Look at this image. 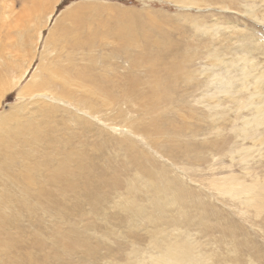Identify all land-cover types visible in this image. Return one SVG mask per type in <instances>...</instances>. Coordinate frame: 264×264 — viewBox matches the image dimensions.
Returning <instances> with one entry per match:
<instances>
[{"label":"rangeland","instance_id":"rangeland-1","mask_svg":"<svg viewBox=\"0 0 264 264\" xmlns=\"http://www.w3.org/2000/svg\"><path fill=\"white\" fill-rule=\"evenodd\" d=\"M207 1L192 8L176 0H0L7 88L0 118L12 130L25 123L42 129L14 139L13 163L0 149V264H158L176 246L188 252L179 258L187 264H264V141L237 134L253 110L237 111L215 93L218 67L210 66L216 51L228 60L243 43L264 67V22L234 10L242 0L226 2L230 9ZM211 24L217 35L202 28ZM65 40L82 48L69 55L72 67L93 75L89 84L97 81L99 92L90 97L106 95V106L99 100L82 109L74 102L89 94L68 86L67 101L48 90L28 95L30 83L50 76L49 64L73 69L63 62L71 51ZM123 40L130 43L124 49ZM175 56L181 74L173 100H158L149 70L162 76ZM248 90L235 97L244 100ZM243 148L250 153L242 156ZM20 172L35 183L23 184ZM235 185L255 189L225 193Z\"/></svg>","mask_w":264,"mask_h":264},{"label":"bare ground","instance_id":"bare-ground-1","mask_svg":"<svg viewBox=\"0 0 264 264\" xmlns=\"http://www.w3.org/2000/svg\"><path fill=\"white\" fill-rule=\"evenodd\" d=\"M228 1L229 0H221L220 1V4H221L220 8L230 9L228 7V4H227ZM237 1L238 0H236V2ZM242 1L245 2V3L239 4L238 7H237L238 9H234V10H236V11H238L240 13H243V14L249 16V17H251L253 20H256V22H260V23L264 22V12L262 14V13H260V10L258 11V10L255 9L256 7H261L262 4H260V3H263L264 4V0H242ZM176 3L178 5H182L183 4V6L189 5V7H192V8L193 7H196V8H200L201 7L202 8V6H201L202 3L204 5H206V6H208V5H211L212 2L211 3H208L207 0H176ZM216 3H217V1L214 2V4H216ZM209 7H211V6H209ZM203 8H205V7H203ZM261 10H264V7ZM69 15L70 14H68V16ZM73 15H77L78 16L77 13H75ZM73 15H72V17H73ZM79 16H81V15H79ZM193 25H196V24L194 23ZM202 28L203 29H206L204 31H207V29L210 28L209 31H210V33L212 35L216 34V32L219 30L218 29L219 26H216V24L215 25L214 24H211L209 27L205 26V27H202ZM216 29H218V30L215 31ZM198 30H200V29H198ZM205 34H206V32H205ZM245 37H244V39H245ZM92 42H94V41H92ZM127 42H125V41H124V43L121 42L120 44H118L119 45L118 47L124 49L125 47L129 46V44H130V43L128 44ZM134 43H136V42H134ZM191 44H194V43H191ZM242 44L240 43L239 47L236 46L237 48H240L241 49L240 50V53L238 54L236 51H235V55H231L229 53L231 55V57L228 60H225V57H224L225 54L224 53L221 54V52L216 51L213 55H211V59L212 60H211L210 66H214V69L216 67H218L217 68L218 69L217 72H214V73H216L214 76H216L215 82L217 83L216 84V87H215L216 88L215 93H219V94L220 93H223L224 95H226V97L229 100H231V101H233L235 103V106H236V110L237 111H239L241 108H245V107H249L250 109L253 110V114H252V116H251L250 119H247V118L246 119H243L246 116L242 117V119H243L242 120L243 121L242 123L243 124H242V126H241L240 129L239 128L237 129V134L239 136H242V140L245 141V139H249L254 144L257 145L259 143H263V141H264V134H262V132H260V130L261 131L264 130V67H260V62H254V61H252V58L249 55V52L250 51H256V50L253 47L250 48L249 46H245V45H242ZM256 47H258V46H256ZM64 48L65 49L66 48H69L71 51L69 52V54H67V56H64L63 62H66L68 65H71V67H72V59L70 58L69 55H71L72 50H78V49H82V48L79 47L75 43H71L70 40H65V42H64ZM127 49H125V51L123 53H128V52H126ZM157 49H161V48L158 47ZM169 49H170V47L166 46L165 49H163V50L164 51H168ZM151 52L154 53L153 51H151ZM112 53L113 52H111V54ZM145 53L146 54L141 53V55L147 56V52H145ZM80 54H81V52H80ZM100 55H101V53H100ZM161 55H163V54H161ZM77 56H78V54H77ZM77 56L75 55V57H76V64H77ZM105 56L106 55H104V58H106ZM117 56H119V55L117 54ZM150 56H152V55H150ZM111 57L116 58V55L111 56ZM131 57H133V61H134V55L132 56V54H131ZM72 58H73V56H72ZM159 58H161L160 54L159 55H156L155 58H150L148 60V61H150V64H149L150 69H152V68H154V67L157 66V63L160 60ZM178 58L179 57L175 56L174 59H172L170 61V66L167 67V68H165L163 70L162 76L161 75H157L156 73H154L153 70H149L150 75H152L151 77H153V81H152L153 91L157 95L158 100H165V101H167L168 99H170V98L172 99L173 98V96H172L173 95V91H174V88H175L176 83L179 80V75L181 74L180 73V71H181L180 63H179L178 60H176ZM108 59H109V57H108ZM110 59L113 60L112 58H110ZM49 65H50L49 71L51 72L50 76H48L47 78L41 79L38 82H35V83L32 82V83H30L26 87V88H29V91L31 92L28 95H31L32 96V95H35V94H40V92H43L45 90H48V91H50V92H48V94L49 95L50 94L53 95L55 99L58 98L59 100H66L67 101L69 99V97H70V95H69L70 93L68 95H64V86H68L72 90L71 93L72 92H76V90L83 91L85 89V91L89 94V97L88 98H86L84 95H81L80 96V100L78 102H74L77 106H80L82 109H84V107H82V106H86V105H89L90 106V109H92L94 106H97V105L100 104L99 103L100 102L99 100H101L103 102V103H101L103 106H106L105 105L106 103L107 104L110 103L109 102V98L106 95H104L102 97V99H98L97 96L96 97H90V95H96L97 91L99 92V90H98V87H95L94 86L95 83L97 84V81H94V80L92 81L91 80L93 83H90L89 84L90 77L93 76V75H91L90 72L85 71L86 68L83 69V68H81V65H80L79 66L80 68H78L77 66H75V68L72 67L73 69H71V68L68 69V67L63 66L59 62L58 63L55 62L54 64H49ZM32 77H34V76H32ZM212 77H213V75H212ZM102 79H104V78H101L98 81L101 82L100 80H102ZM105 80H103V81L105 82ZM58 81H60V82H58ZM235 82H238V85L240 86L239 89H236L235 90V87H236V85H234ZM139 84L137 86L134 85L136 87H133L132 89L137 90V88L139 87ZM100 85H101V83H100ZM103 85H104V83L102 84V86ZM131 85L133 86V83ZM73 86L75 87V89H72ZM103 89H104V87L102 88V90ZM129 89H131V88H129ZM248 89L252 90V93H250L246 98H244V100L241 101L240 98L235 97V94L236 93H239V92H242V91L248 90ZM6 90H7V88L2 86V81L0 79V98H2L4 96V93H6L5 92ZM73 90H75V91H73ZM100 91H101V89H100ZM52 92L54 94H52ZM102 92H100L101 95H102ZM131 92H132V90H131ZM133 94H134V92H133ZM22 95H24V94H22ZM128 95H127V98L129 99L130 97ZM216 95L214 96L212 94V95H210V97H216ZM134 96H133V98H134ZM58 99H56V100H58ZM212 99H214V98H212ZM92 103H94L95 105H93ZM217 103H218V100H217ZM72 105H73V103H72ZM213 107H215V106H213ZM245 109H247V108H245ZM89 111H91V110H89ZM237 114H239V112ZM45 124H47V123H45ZM24 125H26V129L23 128V127H25ZM34 126H37V127H34ZM40 127H41L40 125H35L33 123H25V124L20 125L17 128H15V130H12L7 125L5 118H0V149L1 150H4V151H7L8 153H5V154H8L9 155V156H4L3 155V157L4 158L9 157L10 163H13L15 161L14 160L15 158H13L14 155H11V146H12L11 144L12 143L14 145L16 144V142L14 141V139L17 136H19V135H22V134H25V133H30V132H35V134L36 133L37 134H40L42 132L41 131L42 129H40ZM29 128H32L33 131L32 130H29ZM18 140H20V136H19V139ZM246 149L247 148L240 149V151H242V153H241L242 156L244 154L246 155L249 152L248 149L247 150ZM65 157H63V158L66 160L67 157L66 158ZM68 157H70V156L68 155ZM63 158L61 159V161L63 160ZM243 158L244 157H240L239 159H243ZM68 160H69V158H68ZM64 166H65V164H64ZM63 168H65V167H63ZM53 169H54V167L52 168V171H51L50 176L55 174V172L53 171ZM55 170L58 173H60L61 167H55ZM18 176L20 177L18 179H20L22 182H24L23 184H25V185H30L31 182L33 180H35V177H33V176L32 177H29L27 174H25L23 172H20V174ZM49 178L50 177H48V179ZM18 179H16V180H18ZM231 179H230V182H231ZM14 180H15V178H14ZM55 181L56 182L58 181V177L55 178ZM256 182H257V180H256ZM17 183L19 184L20 182L18 181ZM34 183H35V181H33L32 184H34ZM20 184L22 185V183H20ZM227 184H228V182H227ZM230 185L231 184H229L228 186H230ZM225 186H226V184H225ZM236 186L239 187L240 185L232 186L233 188L232 187L231 188L227 187L225 193H232V196H236V197L237 196H241L242 194L245 195V196H247V193H249V191H248L249 189L250 190L255 189L254 188L255 186H253V185H248L247 187L249 189H247L245 187H241V188L236 189ZM19 187H21V186L19 185ZM261 189L264 192V184H262ZM252 192H254V191H252ZM260 192H262V191H260ZM262 193L260 195H262ZM247 199L249 200L250 199V196H248ZM22 200L23 199H21V201ZM259 202L264 207V193L262 195V198L259 199ZM9 205H10V203H9ZM1 212H4V211H1ZM3 219H5V218H3ZM0 221H2V220L0 219ZM3 221H5V220H3ZM182 256L187 257L188 256V252H186V249H182V247L176 246L174 248L167 249L165 255L163 256V258L162 257L161 258L159 257V258H156L154 260L155 261L156 260L159 261L158 264H169L168 263L169 261L170 262H174L175 264H187V263H185L182 260L180 261L179 258L182 257Z\"/></svg>","mask_w":264,"mask_h":264},{"label":"water","instance_id":"water-1","mask_svg":"<svg viewBox=\"0 0 264 264\" xmlns=\"http://www.w3.org/2000/svg\"><path fill=\"white\" fill-rule=\"evenodd\" d=\"M131 253H133V252H131ZM134 253H135V252H134ZM134 253H133V254H134Z\"/></svg>","mask_w":264,"mask_h":264}]
</instances>
